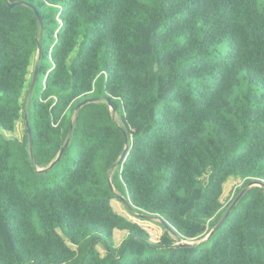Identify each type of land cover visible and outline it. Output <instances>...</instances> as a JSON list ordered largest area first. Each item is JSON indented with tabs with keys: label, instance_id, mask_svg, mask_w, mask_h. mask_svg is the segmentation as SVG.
<instances>
[{
	"label": "trees",
	"instance_id": "trees-1",
	"mask_svg": "<svg viewBox=\"0 0 264 264\" xmlns=\"http://www.w3.org/2000/svg\"><path fill=\"white\" fill-rule=\"evenodd\" d=\"M21 119L24 139L8 138ZM230 178L243 184L225 206ZM255 179L264 0H0V264H264V187L210 239L181 244L206 238ZM120 196L177 234L160 223L153 241L115 211Z\"/></svg>",
	"mask_w": 264,
	"mask_h": 264
},
{
	"label": "rangeland",
	"instance_id": "rangeland-1",
	"mask_svg": "<svg viewBox=\"0 0 264 264\" xmlns=\"http://www.w3.org/2000/svg\"><path fill=\"white\" fill-rule=\"evenodd\" d=\"M36 61H37V57H33L32 61H31V65L29 67L30 74L28 77L29 78L28 82L31 81L32 73L34 72L35 67H36ZM39 91H40V84H37V86H35V89L33 92V97L38 96ZM31 98H32V94L31 95L25 94V96H24V100L25 101L27 100L26 101L27 104L29 103V100ZM114 118L120 125L123 124L122 118L117 112H114ZM25 130H26V127H25L24 121H23V119H21L17 122L16 129L13 132H5V134L8 138H18L20 140H23L24 136H25ZM242 184H243V180H241L240 178H230L226 182V184L224 185V192H223L222 199H221L225 206L228 205V203L234 197V195L236 193L235 192L236 189L238 187H240ZM121 194H123L122 191H121ZM127 197H129L128 194H127ZM112 205H113L116 212H118L119 214H122L123 216H125V217L131 219L132 221H135V222L139 223L141 226H143L150 233L151 239L153 241L156 242L160 239L161 235L164 232V229L160 225L161 222L158 218L145 219L144 217L140 216L139 215L140 213H138V212L137 213L134 212L133 214H131L129 212L128 208L126 207V205L124 204V202L121 201L120 199L119 200L114 199L112 201ZM126 235H127L126 231L115 230L114 238H115L116 244L119 245L123 241V239L125 238ZM195 242H198V241H195ZM100 250H101V253L104 254V251L102 249H100Z\"/></svg>",
	"mask_w": 264,
	"mask_h": 264
},
{
	"label": "water",
	"instance_id": "water-1",
	"mask_svg": "<svg viewBox=\"0 0 264 264\" xmlns=\"http://www.w3.org/2000/svg\"><path fill=\"white\" fill-rule=\"evenodd\" d=\"M29 5L31 6L34 11L36 12V16L39 20V23L41 25L42 28H44V21H43V18L40 14V12L37 10L36 6L30 4V3H27V2H24V1H17V2H14V3H11L10 6L11 7H15L17 5ZM41 53H42V47L40 46L39 49H38V58H40L41 56ZM38 74H39V68L38 66L36 65L35 67V70H34V75H33V82H32V85H35L36 82H37V78H38ZM97 99L96 98H89V99H86L84 100L83 102H81L77 107L78 108H81L83 106H85L86 104L88 103H92L94 101H96ZM110 104V108L116 112V109L115 107L112 105L111 102H109ZM26 124H27V130H28V136H29V141H30V150L32 151V148H33V137H32V128L30 126V123H29V120L26 116ZM126 136V139H125V148L123 150V153L121 154L119 160H118V165H121L128 153H129V150H130V142H129V138ZM69 142H70V136L68 137L67 141L65 142L63 148L61 149V151L59 152L58 154V157L56 158V160H54L47 168H41L39 169V171H46L47 169H50L52 168L60 159L61 157L63 156V154L66 152L67 148H68V145H69ZM110 186H112L111 184V181H110ZM255 186H259V187H264V181L261 180V179H255V180H252L251 182H249L247 184V186L245 188L242 189V191L238 194V196L236 197V199L234 200V202L232 203V205L229 207V209L227 210L226 214L224 215V217L222 218V220L212 229V231L206 236V238H204L203 240L201 241H198L197 243H201L202 241H206L208 239H210L217 230H219L223 225L224 223L226 222L227 218L229 217V215L231 214V212L234 210V208L237 206V204L240 202V200L243 198V196L246 194V192L252 188V187H255ZM120 198L122 199V201L124 202V204L126 205V207L128 208L129 211L131 212H134V207L131 203V201L128 199V198H125L123 196H120ZM140 216L144 217L145 219H153V218H158L160 220V222L163 224V226L168 230L170 231L172 234H177V232L173 229V227L165 220H163L162 218L160 217H155L154 215H144V214H139ZM196 242L194 241H182L181 244L184 245V246H192L194 245Z\"/></svg>",
	"mask_w": 264,
	"mask_h": 264
},
{
	"label": "crops",
	"instance_id": "crops-1",
	"mask_svg": "<svg viewBox=\"0 0 264 264\" xmlns=\"http://www.w3.org/2000/svg\"><path fill=\"white\" fill-rule=\"evenodd\" d=\"M126 236H127V235H126ZM126 236H125V237H126Z\"/></svg>",
	"mask_w": 264,
	"mask_h": 264
}]
</instances>
